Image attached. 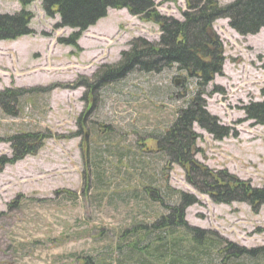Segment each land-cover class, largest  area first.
Instances as JSON below:
<instances>
[{
	"label": "rangeland",
	"instance_id": "obj_1",
	"mask_svg": "<svg viewBox=\"0 0 264 264\" xmlns=\"http://www.w3.org/2000/svg\"><path fill=\"white\" fill-rule=\"evenodd\" d=\"M23 1L0 0L1 15L33 16L31 36L0 42V94H16L0 102V156H13L16 135H39L41 148L0 174V264H148L132 249L138 233H125L149 229L160 216L177 217L173 210L188 200L185 224L197 239L180 245L185 254L197 253L188 263L264 264V204H224L206 192V174L264 189V126L246 112L264 103V29L240 36L227 20L214 23L224 63L208 86L177 68L137 70L87 94L76 85L119 63L134 41L157 44L159 26L109 10L73 48L59 44L72 30L59 28L58 16H46L43 0ZM151 1L161 17L183 20L184 0ZM216 1L226 6L235 0ZM20 91L25 94L17 97ZM190 103L234 133L217 141L194 124L198 166L188 179L161 151V138ZM180 235L156 230L140 248L153 251L149 242L163 238L167 249ZM209 238L215 247L202 248ZM253 250L258 256L235 257Z\"/></svg>",
	"mask_w": 264,
	"mask_h": 264
},
{
	"label": "trees",
	"instance_id": "obj_2",
	"mask_svg": "<svg viewBox=\"0 0 264 264\" xmlns=\"http://www.w3.org/2000/svg\"><path fill=\"white\" fill-rule=\"evenodd\" d=\"M184 1L187 10L182 14L183 21L161 17L153 10L151 0H44L43 9L48 18L59 16V28L75 31L68 38L58 41L60 45L73 48L78 47L77 43L85 31L107 17L109 9H126L131 16L143 18L159 26L161 37L157 44L138 39L131 44L128 51L122 52L119 63L103 66L91 81L80 82V86L87 90V94L118 83L137 70L152 74L160 73L164 69L177 68L179 72H186L190 78L196 79L199 87L208 86L216 75L221 74L224 63L222 44L213 31L214 23L219 19H226L230 28L240 36L256 35L264 28V0H235L226 6H220L216 0ZM32 2L33 0H24L23 4L27 6ZM32 18V14L26 11L14 16L0 14V41H16L23 36L31 35L29 25ZM22 94L25 92L22 91L17 97H21ZM14 96L16 97V94L9 91L0 94L1 104L3 97ZM92 104L88 109H91ZM192 105L179 115L161 138V144L164 146L161 151L171 157L173 164H178L185 170L188 179H191L190 173L198 166L193 159V125L198 124L217 141L234 133L232 129L218 126L213 118H209L203 106ZM246 112L247 119L264 126V103L251 105ZM80 128L79 133L83 132L82 125ZM39 137L36 134H22L11 138L13 157H0V174L7 165H13L26 156L35 155L41 148V145L36 147L41 141ZM206 179L207 194L217 197L215 194L217 193L218 201L220 200L221 203L248 202L253 206L257 202L264 204V189H254L249 184L237 180L222 183V177L221 180L212 174H206ZM192 202L188 200L184 206H190ZM184 206L180 210H173L174 214L178 213L177 217L176 215L160 216L157 223L155 222L149 229L142 226L125 233V235L133 233L132 237L138 233L137 243L131 246L146 260H150L148 264H190L191 261L196 260V252L185 254L180 248L184 242L190 245L197 240L189 233L185 224ZM152 230L162 231L171 238L178 231L181 237L169 240L167 249L164 247L163 238L149 242L150 245H155L153 251L148 250L151 249L148 245L140 248V244L146 242L145 240L153 233ZM159 236L161 234H158ZM200 245L202 248L211 245L212 248L215 247V243H212L210 238L206 239L205 244ZM258 254L256 250L241 251L235 257H256ZM230 258L226 257L225 260Z\"/></svg>",
	"mask_w": 264,
	"mask_h": 264
}]
</instances>
